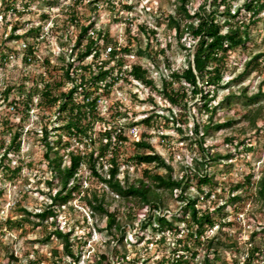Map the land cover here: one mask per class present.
<instances>
[{"label": "rangeland", "instance_id": "1", "mask_svg": "<svg viewBox=\"0 0 264 264\" xmlns=\"http://www.w3.org/2000/svg\"><path fill=\"white\" fill-rule=\"evenodd\" d=\"M26 1L28 6H25ZM245 1L234 0L233 11ZM211 3L212 0H192L188 8L194 11L205 4L206 9H210ZM178 4L179 0H99L98 8L93 9L90 0H18V6L26 10L18 14L7 13L5 19L0 15V92L12 89L7 98L0 94V153L4 151L1 146L3 139L6 138L7 142L10 139L9 127L15 129L22 123L25 95L30 89L36 92L35 101L24 120L20 155H12V161H8L11 169L15 170H0V222L3 223L0 229V264H27L30 261L35 264H70L72 257L66 254L62 238L52 233L57 224L62 231H71L73 249L80 257L78 264H106L101 263L100 253L103 252L114 263L115 248L126 255L125 264H161L163 259L172 257L178 245L176 239H184L188 234L187 224L179 222L182 229L180 233L166 232L164 239L163 234L153 230L151 224L147 223L144 229L140 225L142 221L148 220L150 214L155 225L157 213L167 214L170 219H174L173 216L185 202L177 197L179 191L172 192L152 184L144 175L145 168L160 175L170 171L175 179H180L188 172L190 181L184 184V195L199 196L198 205L201 209L210 208L214 217H222L226 223H232L224 227L216 225L207 232V236L219 235L229 244L219 251L218 259L215 253L210 254L213 264H230L235 259L239 264H264V198L259 192L260 181L264 177V11L257 24L250 28L247 44L231 52L225 73V82L229 85L220 89L213 101L214 105L219 104L214 120L223 122L231 119L233 123L219 130H211L206 138L205 147L208 151L221 156L215 161L199 165V172H207L213 177L215 186H203L205 191L213 189L210 197L198 188L197 176L190 171L194 170L195 164H199L203 155V150L195 142L197 135L193 130L195 120L202 123L207 120L205 114H199V98L188 100L186 115L176 107L170 111L171 104L143 83L120 80L110 94L103 95L99 102L101 114L109 123L122 126L129 138L118 152L121 163L119 178L125 182V176L128 175L130 182L145 179L152 184L161 194L162 209L156 213L150 210L147 203L122 197L91 177L84 166L81 168L85 177L84 188L58 209L56 224L50 217L39 222L40 218L33 214L46 209L51 202L50 194H54L60 186L59 178L54 176L48 166L44 156L45 147L41 142L42 127L46 123L49 127L57 125L56 109L37 106V103L44 79L59 83L57 91L71 87L63 67L68 61L76 59L77 52L82 49L75 46L80 29L69 20L73 7L76 6L77 16L82 22L89 23L94 19L97 29L109 32L111 43L103 49L104 59H108L107 53L114 44L131 45L134 51L124 56L126 67L135 63L148 67L151 77L160 85L163 75L168 77L171 71L187 66L192 56L184 47L193 51L195 44L188 33L178 38L169 25L170 15L183 17L178 11ZM128 6L131 8L128 9ZM3 8L4 4L0 0V11ZM239 17L247 20L249 14L243 11ZM186 21L189 19L184 18ZM141 24L157 31L159 42H153L152 50L155 63L137 53V49L145 48L147 43L146 35L139 30ZM15 25L18 27L15 34L21 35L20 38L12 37ZM32 27L42 29L27 34ZM30 45L35 47V53L32 61L27 63L23 56ZM257 54H262L259 68L238 78L246 61ZM91 59L88 57L83 63ZM22 83L25 84L23 88ZM176 86L179 87L178 84ZM243 90L246 96L242 94ZM255 94L259 95L250 98ZM14 99L18 100V109L12 107ZM115 111L121 113L116 116L117 119L109 116ZM150 115L156 121L154 126L129 124ZM104 127L105 123L98 121L94 136L99 138ZM144 132L151 135L150 141L171 164V169L156 164L137 165L129 162L135 153L144 152L133 143ZM55 135L53 137L61 141L59 150L63 153L67 139ZM71 143L69 149L88 152L92 148L97 150L101 141L89 147L76 140ZM103 171L107 173V168ZM48 180H53L52 187L48 185ZM237 185L238 190H234ZM95 190L99 194L104 193V207L118 211V220L126 228L122 241L116 239L120 233L115 227L112 228L116 233L115 238L108 233L106 215L100 209L88 205L85 195L90 196ZM236 196H240V199H235ZM219 207L221 211L217 212ZM129 210L137 216L135 226L126 215ZM8 218L14 222L6 223ZM186 239L192 249L199 250L197 264H203L204 247L197 246L193 239ZM255 247L258 250L248 262V255Z\"/></svg>", "mask_w": 264, "mask_h": 264}, {"label": "trees", "instance_id": "2", "mask_svg": "<svg viewBox=\"0 0 264 264\" xmlns=\"http://www.w3.org/2000/svg\"><path fill=\"white\" fill-rule=\"evenodd\" d=\"M191 1L179 0L177 8L183 14V17L170 15L169 25L175 30L178 38L188 33L195 41L193 51L188 47H184L188 49L192 57L189 58L185 68L171 71L168 77L163 75L160 85L151 77V71L148 67L138 63L126 67L124 56L134 51L131 45L121 46L117 43L114 44L107 53L108 59H104L102 57L103 49H106V46L111 43L109 32L97 29L94 19L89 23L82 22L77 16L76 6L72 5L74 7L70 12L69 20L72 25L80 29L75 46L82 47V49L77 52L76 59L68 61L63 67L71 87L57 91V88L60 87L59 83L54 80L44 79L41 82L40 101L37 103V106H48L56 109L55 123L57 125L49 127L48 123H46L42 127L41 142L45 147L44 156L48 166L54 176L59 178L60 183L56 192L50 194L51 202L46 209L33 213L40 218L39 222L50 217L56 224L58 209L74 199L77 192L84 188L85 177L81 173V168L85 166L91 177H94L112 191L126 199L147 203L150 210L156 213L162 209V197L157 188L165 187L172 192L174 190L179 191L177 197L184 201L185 205L173 216L174 219H170L167 214L157 213L155 214L157 225H155L153 216L150 214L147 216L148 220L142 221L140 225L144 229L147 223L151 224L153 230L163 234L162 239H164L166 232L179 234L182 230L181 222L187 224L188 234L184 239L180 237L176 239L178 245L173 250L172 257L163 259L161 264H197L199 250L192 249L186 238L193 239L197 242V246L204 247L203 264H213L210 254L215 253V258L218 259L219 251L229 246L225 239L219 237V235L207 236V232L216 225L224 227V225H231L232 223H226L222 217L220 219L214 217L210 208L201 209L198 205L200 202L199 196L184 195V184L190 181L188 172L184 173L180 179H175L170 171L166 175H160L159 173H151L145 168L144 175L157 188H154L145 179H137L130 182L128 175L125 176V182L120 180L121 163L118 158V152L129 141V138L125 135L122 126L117 127L115 123H109L105 116L101 114L99 108L102 96H108L120 80L143 83L152 91L159 93L171 104L170 111H172L173 107H176L184 111L186 115L188 100L198 97L199 102L197 104L201 105L199 114H205L207 120L205 123L194 121L193 130L197 135L195 142L203 150V155L202 159L198 161L199 164H195L194 170L190 171L197 176L198 188L205 193V196L210 197L213 194V189L205 191L206 189L203 188V186H215L213 177L207 172H199V165L203 162L215 161L221 156L218 153L214 155L208 151L205 147L206 138L211 130H219L231 126L233 123L231 119L223 122L214 120L219 104L214 105L213 101L217 92L229 85L228 82H225V73L230 54L238 47L246 45L249 41L250 28L257 24L260 14L264 11V0H246L235 11H233L232 6L234 0H212L210 9H206L204 4L194 11L188 8ZM1 2L4 4V8L3 11H0V15L4 19L7 13L18 14L25 9V7L21 9L18 6V0H1ZM98 2L99 0H90L91 7L97 9L99 6ZM26 5L28 6V1L25 2ZM127 8L130 9L131 7L128 6ZM243 11L249 14L247 20L239 17ZM184 18H188L189 21L184 22ZM17 29L16 25L13 26V38L21 37V35L15 34ZM41 29L42 27H32L27 34L33 31H41ZM139 30L146 35L147 43L145 48H138L137 53L148 57L155 63L152 50L154 49L153 42L155 40L159 42L157 31L145 24L139 25ZM161 51L166 53L164 49H161ZM34 53L35 47L30 45L28 52L23 56L25 62H31ZM261 56L262 54H257L249 58L238 78H243L252 70L259 68ZM88 57L92 58L91 61L83 63ZM112 61L115 63L111 64ZM76 62L79 63L76 65ZM21 85H23L22 88L25 87L24 83ZM11 91V88H7L1 91L0 94H4V97L7 98ZM242 94L246 96L244 90ZM258 95H252L250 98ZM35 97L36 92L30 89L23 101L22 112L24 116L20 121L22 123L18 124L15 129L9 127L11 136L8 142L6 138L3 139L1 146L4 151L0 153V170L7 172L13 170L8 161H12V155H20L25 130L24 120L29 114ZM11 103L13 108H19L17 106L18 100L14 99ZM117 115L119 116L121 113L115 111L109 114L110 117H115L116 119ZM166 118L169 120L168 117ZM98 121L105 123L104 130L99 133V138L94 136L95 126ZM155 122L153 116L150 115L129 124L136 126L140 123H145L148 126H154ZM178 128L181 130L180 127ZM53 134H56L55 136L57 137L64 136L67 139L63 153L59 150L61 141L54 138ZM150 137L149 133L144 132L139 140L133 142L137 148L144 150V152L135 153L129 162L137 165L156 164L159 167L171 169V164L156 150L150 141ZM72 140L83 143L87 147L94 146L99 140L101 143L97 150L92 148L87 152L80 149H69ZM105 167L107 168V173L103 171ZM47 183L52 187L53 180H48ZM238 188L237 185L234 190H238ZM86 190L88 191L89 189L86 188ZM259 192L264 198V177L260 181ZM85 198L89 206L94 209H100L106 215L108 233L115 238L116 233L112 231V228L115 227L120 233V236L116 239L122 241L126 228L118 220L117 210L111 211L104 207V193L99 194L95 190L90 196L85 195ZM234 198L240 199V196ZM220 211L221 208L219 207L217 212ZM126 215L132 225L135 226L137 216L131 210ZM13 222L11 218L6 220L8 224ZM2 228L3 223L0 222V229ZM189 228H192V230ZM52 233L62 238L66 254L72 257L70 264H78L80 257L73 249L74 243L70 237L71 231H62L57 224L56 229ZM82 246L83 243L81 248ZM257 250V247L252 249L248 255V262H251V258L255 256V251ZM54 253L56 254L57 251L55 250ZM100 258L101 263L106 262V264H125L127 260L126 255L117 248L114 251V263L110 261L108 254L104 252L100 253ZM27 264H35V262L30 261ZM230 264H239V261L235 259Z\"/></svg>", "mask_w": 264, "mask_h": 264}, {"label": "built area", "instance_id": "3", "mask_svg": "<svg viewBox=\"0 0 264 264\" xmlns=\"http://www.w3.org/2000/svg\"><path fill=\"white\" fill-rule=\"evenodd\" d=\"M134 131L136 130V127H134V129H133Z\"/></svg>", "mask_w": 264, "mask_h": 264}]
</instances>
